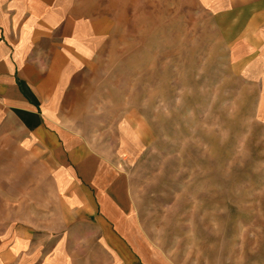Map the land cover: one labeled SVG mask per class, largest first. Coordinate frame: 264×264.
Segmentation results:
<instances>
[{
  "label": "rangeland",
  "instance_id": "obj_1",
  "mask_svg": "<svg viewBox=\"0 0 264 264\" xmlns=\"http://www.w3.org/2000/svg\"><path fill=\"white\" fill-rule=\"evenodd\" d=\"M97 1L100 32L64 75L59 121L117 167L149 264H264V124L220 13L200 0ZM4 145L0 221L19 189L23 220H52V160Z\"/></svg>",
  "mask_w": 264,
  "mask_h": 264
},
{
  "label": "crops",
  "instance_id": "obj_2",
  "mask_svg": "<svg viewBox=\"0 0 264 264\" xmlns=\"http://www.w3.org/2000/svg\"><path fill=\"white\" fill-rule=\"evenodd\" d=\"M200 1L228 27L232 64L254 84V117L264 124V0ZM101 9L97 0H0V152L9 138L14 153L50 158L55 204L45 210L52 220L39 223L37 211L23 220L20 189L14 193L13 220L0 221V264H101L103 251L110 264H149L117 167L59 121L68 117L60 108L64 75L88 56ZM5 169L1 163L0 218Z\"/></svg>",
  "mask_w": 264,
  "mask_h": 264
}]
</instances>
